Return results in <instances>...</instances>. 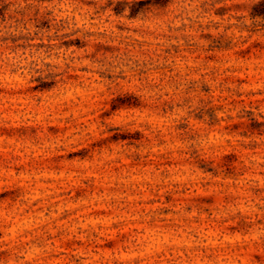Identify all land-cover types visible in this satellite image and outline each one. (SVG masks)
<instances>
[{
	"label": "rangeland",
	"instance_id": "obj_1",
	"mask_svg": "<svg viewBox=\"0 0 264 264\" xmlns=\"http://www.w3.org/2000/svg\"><path fill=\"white\" fill-rule=\"evenodd\" d=\"M261 0H0V264H264Z\"/></svg>",
	"mask_w": 264,
	"mask_h": 264
},
{
	"label": "trees",
	"instance_id": "obj_2",
	"mask_svg": "<svg viewBox=\"0 0 264 264\" xmlns=\"http://www.w3.org/2000/svg\"><path fill=\"white\" fill-rule=\"evenodd\" d=\"M251 18L255 21H264V0L259 1L254 7L251 12ZM3 237V233L0 231V239ZM8 243H1L0 242V248H3L4 246H8ZM11 249L5 248L3 250H0V260H3L7 256L11 254Z\"/></svg>",
	"mask_w": 264,
	"mask_h": 264
}]
</instances>
